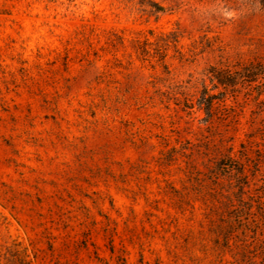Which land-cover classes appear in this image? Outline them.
<instances>
[{
    "label": "rangeland",
    "instance_id": "obj_1",
    "mask_svg": "<svg viewBox=\"0 0 264 264\" xmlns=\"http://www.w3.org/2000/svg\"><path fill=\"white\" fill-rule=\"evenodd\" d=\"M250 62L264 0H0V264H264Z\"/></svg>",
    "mask_w": 264,
    "mask_h": 264
},
{
    "label": "trees",
    "instance_id": "obj_2",
    "mask_svg": "<svg viewBox=\"0 0 264 264\" xmlns=\"http://www.w3.org/2000/svg\"><path fill=\"white\" fill-rule=\"evenodd\" d=\"M263 72L264 65L260 62L237 64L233 68L210 67L207 70V79L211 83V89L206 86L202 87L196 100L198 109H202L206 116H210L215 104L225 105L226 95L228 92H234L236 85L249 86L251 83L256 82L259 75ZM219 88L220 90L217 92H212V90ZM260 94L259 92L258 95ZM224 110L227 111L226 108ZM11 257L18 264H28L23 253L18 250H14Z\"/></svg>",
    "mask_w": 264,
    "mask_h": 264
}]
</instances>
